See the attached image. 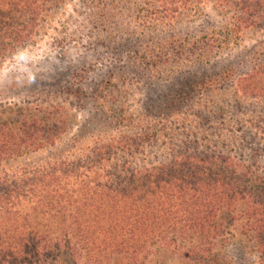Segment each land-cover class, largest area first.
Listing matches in <instances>:
<instances>
[{
  "label": "rangeland",
  "instance_id": "1",
  "mask_svg": "<svg viewBox=\"0 0 264 264\" xmlns=\"http://www.w3.org/2000/svg\"><path fill=\"white\" fill-rule=\"evenodd\" d=\"M219 3L44 0L32 36L0 60V123L14 127L36 118L54 129L58 119L59 134L52 145L2 161L0 175L78 161L102 146L103 164L117 172L167 166L177 153L232 157L227 162L241 165L233 178L255 193L264 182V92L245 94L241 85L249 73L256 76L248 77L251 85L264 79V7L256 23L233 32L232 10ZM124 143L128 150H118ZM211 165L213 178L231 177L233 167L224 169L222 160ZM58 222L40 217L34 226ZM214 224L223 232L205 258L264 264L244 216L221 211ZM140 257L130 263L115 253L106 261L197 264L174 247L153 246ZM33 264L81 262L55 247Z\"/></svg>",
  "mask_w": 264,
  "mask_h": 264
},
{
  "label": "trees",
  "instance_id": "2",
  "mask_svg": "<svg viewBox=\"0 0 264 264\" xmlns=\"http://www.w3.org/2000/svg\"><path fill=\"white\" fill-rule=\"evenodd\" d=\"M43 2L0 0V60L32 36ZM219 6L232 10L235 32L256 23L264 0H220ZM248 77L256 79L247 75L243 93H263L264 79L251 85ZM52 122L59 123L58 119ZM19 123L16 128L0 123V163L52 145L59 134L55 124L50 129L36 118ZM124 148H129L126 143L118 150ZM102 150L95 146L85 159L0 175V264H33L55 247L66 248L81 264H109L106 259L115 253L134 263L138 255L146 258L153 246L183 250L197 264H218L205 257L223 232L214 224L221 211L231 219L244 216L264 253V182L255 193L247 191L233 178L241 165L227 162L232 157L177 153L167 166L130 172L122 166L117 172L103 164L108 157ZM220 160L224 169L233 167L231 177L213 178L208 172ZM40 217L59 222L38 229L34 220Z\"/></svg>",
  "mask_w": 264,
  "mask_h": 264
}]
</instances>
